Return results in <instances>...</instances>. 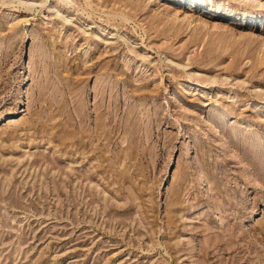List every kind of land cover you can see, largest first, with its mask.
Returning <instances> with one entry per match:
<instances>
[{
    "label": "rangeland",
    "instance_id": "rangeland-1",
    "mask_svg": "<svg viewBox=\"0 0 264 264\" xmlns=\"http://www.w3.org/2000/svg\"><path fill=\"white\" fill-rule=\"evenodd\" d=\"M263 49L264 0H0V264H264Z\"/></svg>",
    "mask_w": 264,
    "mask_h": 264
},
{
    "label": "bare ground",
    "instance_id": "bare-ground-1",
    "mask_svg": "<svg viewBox=\"0 0 264 264\" xmlns=\"http://www.w3.org/2000/svg\"><path fill=\"white\" fill-rule=\"evenodd\" d=\"M178 14H179V11H176V12H175V17H178ZM192 17H193V16H188L187 18H190V19H191ZM187 18H186V19H187ZM196 21H197L200 25H203V26H205L206 28L212 29L213 31H216V30H220V29H221L216 23L213 24V25H209L206 21H203L202 19H197ZM246 36L249 37V38H252V37H253V34L247 32V33H246ZM260 61H261V63L264 64V49H263L262 52H261ZM13 119H15V118H13ZM195 162H196V160H195ZM195 162H194V163H195ZM197 162H199L198 159H197Z\"/></svg>",
    "mask_w": 264,
    "mask_h": 264
}]
</instances>
